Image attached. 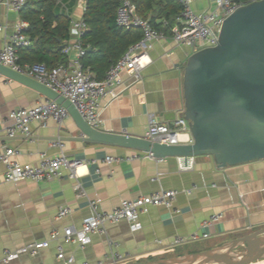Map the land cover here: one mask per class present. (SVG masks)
Masks as SVG:
<instances>
[{
	"label": "crops",
	"instance_id": "0c3cea01",
	"mask_svg": "<svg viewBox=\"0 0 264 264\" xmlns=\"http://www.w3.org/2000/svg\"><path fill=\"white\" fill-rule=\"evenodd\" d=\"M57 4L59 13L71 18L69 38L62 41V50L57 52L49 41L41 47L34 45L37 39L33 40L27 32L31 44L18 50L22 66L44 62L52 67L67 65L77 54L66 53L64 47L81 37L74 22L84 19L86 0H57ZM193 8L198 12L214 10L216 3L215 0H193ZM21 17V12L0 0V23L6 26L0 31V48L14 33ZM168 26L164 20L161 28L167 37L150 48V62L142 70V78L134 81L124 73L120 94L102 100L101 130L145 137L150 118L174 126L176 119L184 115V69L194 51L173 40L172 26ZM40 56H46L45 61L34 62ZM45 98L37 90L0 75V117L14 108L34 106ZM31 130L29 136L10 138L0 127V142L19 150L15 156L17 161L36 164L42 152L57 153L58 148L52 141L65 137L61 140L65 142L68 156L84 162L79 166L77 179L62 168L59 177L40 182L7 181L4 165L0 163V259L6 248L50 241L38 254H22L9 264H66L58 257L62 237L53 239L52 233L59 232L61 236L70 225L80 228L95 212L90 202L94 201L100 211H110L123 199H135L162 189L178 190L172 208L149 206L140 215L137 228L126 219L107 223L106 234H92L85 246L63 243L65 257H74L70 264H114L111 256L114 249L126 255V264L168 259L214 248L264 228V159L218 167L209 156L198 155L194 156V166L189 170L180 169L178 156L157 158L146 154L109 163L107 156L130 155L135 150L74 139L81 133L71 115L62 124L53 118L46 124L33 122ZM77 183L79 189H76ZM63 207H69L71 212L57 218ZM214 213L223 216L212 225L204 226V220ZM193 233H198L199 238H189ZM178 236L189 239L176 244ZM110 240L118 245L111 246ZM249 264H264V259Z\"/></svg>",
	"mask_w": 264,
	"mask_h": 264
},
{
	"label": "built area",
	"instance_id": "2783aa9c",
	"mask_svg": "<svg viewBox=\"0 0 264 264\" xmlns=\"http://www.w3.org/2000/svg\"><path fill=\"white\" fill-rule=\"evenodd\" d=\"M181 4V13L177 16L171 27L172 38L180 45L190 46L192 50L198 51L203 48L213 47L218 44L219 34L224 20L232 14L243 3L234 0H215L216 9L196 11L193 8V0H178ZM27 0H4V3L15 11L21 12ZM86 8V4L84 5ZM117 24L125 28L138 27L142 30V37L133 43L127 51L113 63L105 73L102 80L94 77L93 73L84 68L82 58L86 54V46L78 39L65 45L66 53L77 52L67 65H59L49 68L44 63H32L22 66L19 63L18 50L27 47L31 40L27 34L29 21L21 17L12 35L0 48V63L20 73L45 84L54 91L69 99L77 108L83 119L96 129L101 128L100 119L101 102L108 96L117 97L124 85V73H127L134 81L142 78V70L150 62L149 50L154 43L167 37L162 29H157L151 21L140 16L134 0H120L116 16ZM80 36L88 29L84 19L74 22ZM6 26L0 23V31ZM70 116L66 107L55 100L45 98L31 107H18L11 110L6 116L0 117V127L7 137L13 138L18 135L29 136L32 134L33 122L46 124L53 118L59 124ZM145 138L152 142L165 143L169 145L190 144L194 142L191 134L189 121L184 115L176 119L174 126L161 123L150 118V124ZM52 145L58 148L57 153L50 154L42 152L36 164L21 163L15 159L20 152L18 149L0 142V163L4 165V178L7 181L34 180L37 182L49 180L61 175L62 168L69 171L71 178L80 176L79 166L84 160L70 158L66 153L65 142L56 139ZM146 155L141 151H135L130 155H109L106 161L121 162L132 160ZM153 156V154H148ZM181 170H189L194 166V156H178ZM80 184H76L79 189ZM191 189L188 190V193ZM178 195L176 189H162L135 199H123L110 211H100L94 201L90 202L95 212L86 218L80 228L67 226L59 236V232H53L52 238L62 237L63 242L58 245V257L65 260L66 264L74 261V257H65L63 243L75 242L85 246L91 241L92 234H106L107 223H116L123 219L131 222L133 228L140 226L139 217L149 206H165L172 208ZM71 212L69 207L59 210L57 218H63ZM222 213H214L204 220V226H210L222 218ZM198 233H193L189 238H199ZM203 236H208L204 234ZM187 237L178 236L175 243H183ZM111 246L118 244L109 241ZM50 245L49 240L32 241L16 249L6 248L0 259V264H9L22 254L36 255L42 248ZM114 264H126V255L114 249L111 253ZM85 264H88L87 262Z\"/></svg>",
	"mask_w": 264,
	"mask_h": 264
},
{
	"label": "water",
	"instance_id": "95a60500",
	"mask_svg": "<svg viewBox=\"0 0 264 264\" xmlns=\"http://www.w3.org/2000/svg\"><path fill=\"white\" fill-rule=\"evenodd\" d=\"M0 75L66 107L81 133L74 139L157 158L207 155L218 167L264 159V0L239 6L224 20L218 44L189 57L183 92L184 116L194 139L190 144L169 145L96 129L69 99L45 84L1 63ZM259 259H264V228L214 248L139 264H249Z\"/></svg>",
	"mask_w": 264,
	"mask_h": 264
},
{
	"label": "trees",
	"instance_id": "16d2710c",
	"mask_svg": "<svg viewBox=\"0 0 264 264\" xmlns=\"http://www.w3.org/2000/svg\"><path fill=\"white\" fill-rule=\"evenodd\" d=\"M247 3L251 0H234ZM137 13L151 21L157 29H162L164 20L172 26L182 7L175 0H134ZM120 0H86L84 20L88 29L80 37L86 46L82 58L84 68L91 69L102 80L108 68L127 51L129 46L142 37L138 27L125 28L117 24L116 16ZM57 0H27L21 16L29 21L28 33L36 46L49 41L62 50V41L69 38L71 18L59 13ZM56 54V53H55ZM46 56L34 58V62H44ZM44 60V61H43ZM49 68V62H44Z\"/></svg>",
	"mask_w": 264,
	"mask_h": 264
},
{
	"label": "rangeland",
	"instance_id": "374dc122",
	"mask_svg": "<svg viewBox=\"0 0 264 264\" xmlns=\"http://www.w3.org/2000/svg\"><path fill=\"white\" fill-rule=\"evenodd\" d=\"M236 250H237V251H240V250H242V247H238Z\"/></svg>",
	"mask_w": 264,
	"mask_h": 264
}]
</instances>
